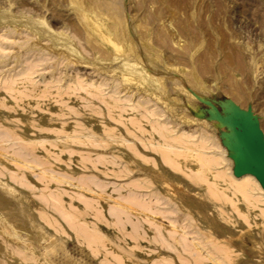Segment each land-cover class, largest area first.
I'll return each instance as SVG.
<instances>
[{
	"label": "rangeland",
	"instance_id": "1",
	"mask_svg": "<svg viewBox=\"0 0 264 264\" xmlns=\"http://www.w3.org/2000/svg\"><path fill=\"white\" fill-rule=\"evenodd\" d=\"M230 106L264 0H0V264H264Z\"/></svg>",
	"mask_w": 264,
	"mask_h": 264
},
{
	"label": "water",
	"instance_id": "2",
	"mask_svg": "<svg viewBox=\"0 0 264 264\" xmlns=\"http://www.w3.org/2000/svg\"><path fill=\"white\" fill-rule=\"evenodd\" d=\"M231 114L224 118L216 110L215 119L233 131L230 137L236 153V176H254L264 190V133L248 112L229 107Z\"/></svg>",
	"mask_w": 264,
	"mask_h": 264
},
{
	"label": "bare ground",
	"instance_id": "3",
	"mask_svg": "<svg viewBox=\"0 0 264 264\" xmlns=\"http://www.w3.org/2000/svg\"><path fill=\"white\" fill-rule=\"evenodd\" d=\"M0 201H1V200H0ZM6 210H7V209H5L4 212H5ZM7 211H10V208H9V210H7ZM7 211H6V212H7ZM9 214H10V213H9ZM6 217H8V215H7ZM68 264H69V263H68ZM72 264H73V263H72Z\"/></svg>",
	"mask_w": 264,
	"mask_h": 264
}]
</instances>
